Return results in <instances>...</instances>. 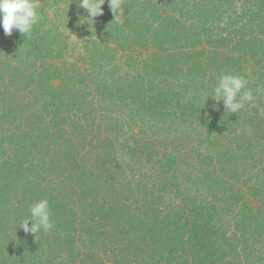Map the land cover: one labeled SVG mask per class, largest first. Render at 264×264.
<instances>
[{"label": "trees", "instance_id": "1", "mask_svg": "<svg viewBox=\"0 0 264 264\" xmlns=\"http://www.w3.org/2000/svg\"><path fill=\"white\" fill-rule=\"evenodd\" d=\"M38 3L0 28V264H264V0ZM221 74L255 103L227 113Z\"/></svg>", "mask_w": 264, "mask_h": 264}, {"label": "clouds", "instance_id": "2", "mask_svg": "<svg viewBox=\"0 0 264 264\" xmlns=\"http://www.w3.org/2000/svg\"><path fill=\"white\" fill-rule=\"evenodd\" d=\"M106 2L115 21L124 16L123 0H79L78 6L90 14L88 19L94 21V18L104 14L103 6ZM38 9V0H0V28L5 36L11 37L15 30L24 38L30 37L41 20ZM248 84V79L243 76L221 74L210 97L217 104L222 101L227 113H238L246 103H255V96ZM20 227L26 234L35 237L41 230L53 231L56 225L52 220L49 200L41 199L34 203L30 207V219H24Z\"/></svg>", "mask_w": 264, "mask_h": 264}]
</instances>
